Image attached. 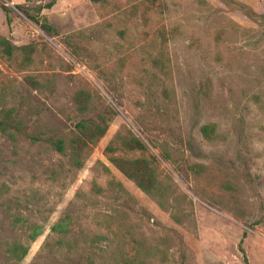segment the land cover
Here are the masks:
<instances>
[{
    "label": "rangeland",
    "instance_id": "rangeland-1",
    "mask_svg": "<svg viewBox=\"0 0 264 264\" xmlns=\"http://www.w3.org/2000/svg\"><path fill=\"white\" fill-rule=\"evenodd\" d=\"M52 1L41 14L55 35L15 7L23 0H0V35L36 50L24 71L0 57V118L19 121L0 132V264H243L241 248L264 264V0ZM70 34L81 60L62 43ZM161 41L165 73L152 63ZM39 75L51 91L24 85ZM80 88L114 113L71 170L42 138L72 132ZM125 128L157 147L179 222L109 164L105 147ZM16 243L28 248L18 261Z\"/></svg>",
    "mask_w": 264,
    "mask_h": 264
},
{
    "label": "trees",
    "instance_id": "trees-1",
    "mask_svg": "<svg viewBox=\"0 0 264 264\" xmlns=\"http://www.w3.org/2000/svg\"><path fill=\"white\" fill-rule=\"evenodd\" d=\"M9 1V0H8ZM24 4H17V7L22 14L32 21L33 23L39 24L42 31L47 34H56L54 28L48 23L46 17L41 14L44 8H48L52 5L53 1L50 0L45 3L36 2L38 0H23ZM96 2L97 0H92ZM140 3L134 4V8H138ZM1 8L7 12V6L3 3L0 4ZM147 5H144V11L147 10ZM146 12H144L145 14ZM7 20L9 18L7 16ZM161 32V30H157ZM80 33V32H79ZM74 35L70 34L64 37L63 44L70 50L71 55L77 60H81L80 50L76 47L73 41ZM74 42V43H73ZM164 42H160V47L155 56H152V63L155 69L160 73H165V50L163 49ZM35 46L33 44L26 45H15L11 41L0 35V57L12 60L16 63L17 69L24 71L26 68L30 67L34 61ZM39 75L36 77L25 76L23 77L24 85L28 86L31 90H40L45 87L49 91L52 90L53 80L49 77H41ZM165 90H163V93ZM3 96V95H2ZM2 102V97L0 95V104ZM72 102L74 105V110L79 116V119L73 124V130L70 134L57 135L54 133H49L42 139L48 143V145L55 150L57 153L63 155L66 158V164L71 170L81 169L86 158L89 156L90 149L96 145V143L101 139L100 137L106 131L108 123H110L114 111H110L106 114L105 111L100 110L99 107L94 106L92 101V94H90L88 89L80 88L73 92ZM4 108H0V113ZM94 113V116L81 117L86 112ZM9 112V113H8ZM7 115L0 118V132L7 131L8 128L18 129L19 121L14 118L11 119L12 115L8 110ZM202 137L210 140V129L207 126L200 128ZM35 139V137H32ZM36 140V139H35ZM149 144L151 146V141L145 142L140 137L136 136L131 130L125 128L117 132L110 142L107 143L105 147V154L109 161V164L124 178H127L134 182V184L144 193L152 196V198H157L158 204L163 210L170 211L171 217L179 222V219L173 214L171 208L164 205L165 197L170 192V187L166 186L163 188L161 180H159L158 173V159L151 151ZM155 149L157 147L153 146ZM160 158L164 161L172 160V152L167 148L162 149L160 147ZM173 161V160H172ZM168 180L169 177L166 176ZM109 187H116L119 192H124V188L120 183L110 182ZM94 188L98 191H103L104 189L100 186L94 185ZM173 191V190H172ZM171 191V192H172ZM183 195L186 196V193ZM174 196L173 199H176ZM171 209V210H170ZM57 225H53L52 228H57ZM39 229V228H38ZM38 229L30 235V240H35L38 236ZM28 248L25 245L16 243L11 247L10 255L13 256L16 261L21 260L27 252ZM241 254L243 255V264H247L244 251L241 248ZM127 264H143V260L139 262L127 261Z\"/></svg>",
    "mask_w": 264,
    "mask_h": 264
}]
</instances>
